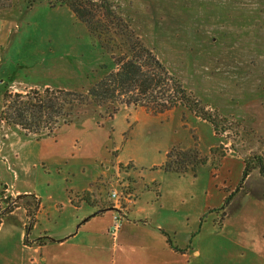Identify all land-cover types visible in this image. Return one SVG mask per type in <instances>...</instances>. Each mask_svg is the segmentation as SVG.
<instances>
[{
    "label": "crops",
    "instance_id": "obj_1",
    "mask_svg": "<svg viewBox=\"0 0 264 264\" xmlns=\"http://www.w3.org/2000/svg\"><path fill=\"white\" fill-rule=\"evenodd\" d=\"M179 107L152 114L123 105L107 120L106 106H98L83 125L40 138L0 120V264H264V178L257 168L240 184L245 159L230 163L225 155L220 174L234 167L235 179L212 180L213 142L208 152L199 148L207 160L197 171L161 168L170 147H190L177 129L207 122L189 112L191 124L181 120ZM152 119L169 121L177 135L142 170L124 133ZM52 173L56 181L47 177ZM112 188L126 190L118 220L107 194ZM232 192L218 226L207 211ZM17 196L3 212L7 198Z\"/></svg>",
    "mask_w": 264,
    "mask_h": 264
},
{
    "label": "rangeland",
    "instance_id": "obj_2",
    "mask_svg": "<svg viewBox=\"0 0 264 264\" xmlns=\"http://www.w3.org/2000/svg\"><path fill=\"white\" fill-rule=\"evenodd\" d=\"M108 1L216 120V130L202 120L193 122V127L178 128L190 147H172L196 149L206 157L199 148L205 146L208 152L207 144L213 142L207 154L209 174L216 182L235 179L234 167L220 174V160L225 155L230 163L253 154L264 160V0ZM1 3L5 6H0V111L5 88L10 93L45 87L80 93L112 68L109 56L93 44L85 25L66 6L53 5V0ZM179 108L184 111L177 115L188 121L185 114L192 112ZM83 109L72 123L83 125L97 114L98 105ZM105 118L111 117L107 113ZM133 126L124 135L132 139L136 164L144 170L147 165L141 164L155 160L177 133L165 120ZM47 177L56 181L58 176ZM240 179L241 173L238 183ZM222 206L212 209L216 213L207 211L216 215L218 226Z\"/></svg>",
    "mask_w": 264,
    "mask_h": 264
},
{
    "label": "trees",
    "instance_id": "obj_3",
    "mask_svg": "<svg viewBox=\"0 0 264 264\" xmlns=\"http://www.w3.org/2000/svg\"><path fill=\"white\" fill-rule=\"evenodd\" d=\"M1 2L0 6H5ZM53 5L66 6L85 25L93 44L109 56L112 68L87 91L80 93L48 87L10 93L5 88L1 121L17 126L25 134L40 138L42 135L56 134L61 124H71L82 116L85 106L93 103L105 105L110 117L117 112L120 104L140 106L152 114H161L180 105L208 121L216 130L217 124L212 113L205 110L199 99L183 87L152 49L142 43L108 0H53ZM205 162L206 157L201 156L196 149L172 147L166 153L161 168L180 175L187 170L194 172L197 166ZM243 164L240 184L255 168L264 178L262 156L253 154ZM233 193L226 196L223 202L220 211L222 217L225 215L223 208ZM20 198L22 196L14 198L15 204L8 205L3 212H9ZM37 205L35 203L33 209H28L31 221Z\"/></svg>",
    "mask_w": 264,
    "mask_h": 264
},
{
    "label": "built area",
    "instance_id": "obj_4",
    "mask_svg": "<svg viewBox=\"0 0 264 264\" xmlns=\"http://www.w3.org/2000/svg\"><path fill=\"white\" fill-rule=\"evenodd\" d=\"M126 191L125 189H119V188H112L109 191V197L112 202V206L114 209H117V214L115 215V219L118 220L121 217V214L123 210H125V204L124 201L126 200L125 194ZM15 201L13 199L9 200L7 202L8 205H14ZM117 228V225H114V229Z\"/></svg>",
    "mask_w": 264,
    "mask_h": 264
}]
</instances>
